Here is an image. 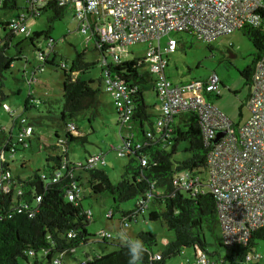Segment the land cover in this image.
Returning <instances> with one entry per match:
<instances>
[{
  "label": "trees",
  "instance_id": "obj_1",
  "mask_svg": "<svg viewBox=\"0 0 264 264\" xmlns=\"http://www.w3.org/2000/svg\"><path fill=\"white\" fill-rule=\"evenodd\" d=\"M18 3L19 0H3L0 7L14 10L18 8ZM22 4V11L12 21L23 16L26 21L28 18L40 16L42 12L51 11V25L53 20L62 19L68 9L53 0L47 2L44 7L37 8L39 13L29 9L27 0H22ZM12 21L2 23L3 30L8 29L9 32L0 40V106L5 103L7 97L4 91L5 73L15 61L24 59L23 78L26 84L33 82L34 76L45 64L62 70L63 102L59 119L65 127V138L55 132L56 142L50 145V148L62 150L60 154H49L45 159L46 167L43 171H33L28 176L20 177L12 173L7 160L11 156L6 153L7 146L14 143V131L7 132L0 127V152L5 153V161L0 160V172H11L7 192L0 191V264H20L19 259L28 263L30 258H33L32 264H54L55 259L59 260L58 264H63L61 255L81 243L89 242L90 238L95 236L89 234L86 228L93 213L90 208L83 206L81 193L108 196L111 208L107 217L113 219L119 212L118 222L124 234V229L132 222L138 223L141 219L146 221V215L149 221H160L174 232V239L168 242L156 257L152 251L156 245V236L149 231L140 230L134 239L141 240L146 250L141 264H166L168 259L180 255L186 248L193 250L192 258L187 261H192L194 255L201 251L213 259L223 260V264H255L244 262V258L246 255L254 256L259 242H264V227L253 230L246 245L229 246L224 243L222 236L221 240L217 237V203L207 187L209 147L204 142L199 111L195 108L183 109L172 116L167 127L158 129L156 121L160 115L162 101L155 76L149 67L146 68L147 64L140 57L108 65L107 68L100 65L102 75L98 79V86H94L93 79L82 78L83 74L95 66V62L85 61L84 52L77 53L67 66L63 61L55 60L57 56L51 42L48 44V52L35 45L41 36L44 40L50 38V25L44 30L30 31L29 35H25L42 63L37 69L30 71L27 69L28 59L21 47L15 45L14 53H9L13 35L22 33L11 28ZM241 31L256 51L251 65L240 72L251 90L255 66L264 52V26L245 25ZM96 41L97 37L94 36L93 49L101 54L106 53L107 47H100ZM105 69L125 84L132 112L129 121L122 124L116 111L115 122L121 132L120 139L123 141L128 135L127 140L132 144L129 154L126 155L127 162L123 166V173L116 183H113L100 167L88 168L87 158L78 164L71 162L67 152L69 143L86 141L85 136L77 132L76 126L75 130H70L68 124H72V119L85 111H90L89 122L95 118L100 106L99 91ZM148 91L155 95L156 103H147L145 94ZM19 115L25 117L32 127V137L35 136L40 141L35 126L40 124V116L44 115L39 114L31 119ZM15 122V119L12 120V125H15ZM138 142L141 143L140 148L135 146ZM16 150L20 148L17 147ZM115 150L117 153V149ZM178 153L186 155L178 158ZM142 159L146 160V165H142ZM186 173L196 178L198 191L183 189L182 179ZM69 192L74 193L73 201L68 200ZM129 200H134V205L130 209H121L122 203ZM88 210L91 212L89 216ZM103 234L105 239L112 238L109 232H101L98 236ZM207 235H210L214 242L207 243ZM125 237L133 239L127 234ZM216 245L225 249L224 256L217 250L212 253L208 251L209 246ZM128 260V250L123 242L109 254H87L81 264H128ZM259 263L264 264V259Z\"/></svg>",
  "mask_w": 264,
  "mask_h": 264
},
{
  "label": "built area",
  "instance_id": "obj_2",
  "mask_svg": "<svg viewBox=\"0 0 264 264\" xmlns=\"http://www.w3.org/2000/svg\"><path fill=\"white\" fill-rule=\"evenodd\" d=\"M51 0H27L34 12ZM58 5L77 9L82 33L90 31L97 37L102 53L101 67L119 64L122 60L115 52L127 45L147 42L148 47L140 57L155 76L156 87L162 101L156 121L158 129L168 126L172 116L186 108H195L201 118L202 134L208 151L209 182L207 187L217 203L218 222L226 245H246L251 232L264 227V52L255 66L253 84L247 99L249 117L242 125L234 123L205 96L220 93L221 79L213 71L204 79L188 83H172L166 76L168 55L177 48L173 32H187L197 39L211 42L217 37L242 29L245 25L264 26V0H53ZM3 0H0V6ZM39 13V12H38ZM16 32L30 34L24 16L12 21ZM165 38L164 43L162 39ZM164 44V47H163ZM106 56L112 59L109 63ZM40 70H43L40 67ZM104 90L113 96L115 111L122 124L131 117L130 97L125 84L113 77L109 70L103 72ZM188 94V96L186 95ZM3 108L16 120L14 143L7 146L10 156L16 148H27L33 129L25 117L15 114L7 104ZM1 127V125H0ZM70 130L75 125L68 124ZM224 132L215 141L218 134ZM126 139L117 149L119 157H126L132 144ZM150 136V133L147 134ZM61 141V140H60ZM136 148L141 147L137 143ZM5 161V153L0 152ZM105 163L100 154L87 158L86 166L92 168ZM142 165L146 160L142 159ZM11 172H0V191L7 192ZM182 187L198 191L196 178L184 175ZM189 179V180H188ZM56 180V178L54 179ZM75 199L68 193V200ZM91 214L90 210L87 215ZM264 255H246L244 262L260 264ZM59 260L55 259L54 264ZM206 253L198 251L186 264H223Z\"/></svg>",
  "mask_w": 264,
  "mask_h": 264
},
{
  "label": "rangeland",
  "instance_id": "obj_3",
  "mask_svg": "<svg viewBox=\"0 0 264 264\" xmlns=\"http://www.w3.org/2000/svg\"><path fill=\"white\" fill-rule=\"evenodd\" d=\"M21 7H23L22 0H19L18 8L14 10L0 7V40H3L9 32L8 29L3 30L2 23L14 20L13 18L22 11ZM76 10L68 7L62 19L53 20L51 25L49 24L52 16L51 11L42 12L38 17L28 18L25 24L31 32L41 31L47 28L48 25L51 26L50 38L44 40V37L41 36L35 45L48 52V44L51 42L57 56L56 61H63L69 66L77 53L84 52L85 61L95 62V66L83 74L82 78L85 80L93 79L95 81L93 85L98 86V79L102 75L100 62L103 57L99 51L93 49L95 42L90 35V31L87 34L82 33L79 27V19L75 16ZM25 35V33L13 35L9 53H14L15 45L21 47L24 56L28 59L27 69L32 71L42 63L37 58V51ZM171 35L177 40V48L168 55L167 78L175 84L188 83L192 80L204 79L215 71L222 81L220 93L219 95H207L205 99H210L234 124L242 125L249 117L246 100L250 93V87L245 84L240 72L253 62L256 51L251 42L240 29L221 35L211 42L197 39L187 32H173ZM164 41L165 38L162 39V43ZM147 47V42H138L116 49L115 52L124 61L142 57ZM106 58L109 63L112 62L109 56H106ZM24 65V59L15 61L8 72L5 73L4 91L7 97L4 102L17 115L21 114L30 119L39 114L44 116H40V124L38 123L35 126L36 132L41 138L40 141L33 136L28 148H20L14 155L7 158L12 173L20 177L28 176L33 171H43L46 167V157L49 154H60L62 150L50 148V145L56 142L55 132L65 138V127L59 119L63 102L61 97L63 71L45 64L43 70L36 73L34 77L37 78V82H33L32 91L33 97L39 102L37 105H30L29 98H27L28 86L23 78ZM146 68H148V65H146ZM186 95L188 96V94ZM145 99L150 105L156 103V97L152 92H146ZM25 100H27V108H25ZM99 100L100 106L92 121H88L90 111H85L72 119L77 132L85 136L86 141L69 143L67 148L68 158L71 162L78 164L84 162L89 154H104L105 163L98 165V167L107 173L113 183H116L123 173V166L127 162V158L119 157L115 150L121 145V132L115 122L116 112L113 96L104 90L103 82L100 84ZM48 110L50 111L48 112ZM0 125L7 132L14 131L15 135L10 114L3 106H0ZM185 155L178 153L177 157L182 158ZM82 195L83 206L90 208L93 213L92 220L86 227L87 232L95 236L90 238L89 242L81 243L75 249L61 255L63 264H81L86 259L87 254H109L124 242L125 234L134 239L140 230L149 231L156 236V245L152 250L156 257L164 250L165 245L174 239L173 231L169 230L160 221H149L147 215L146 221L141 219L138 223L132 222L129 227L124 229V234L120 230L121 227L118 222L120 213H116L113 219L107 217V212L111 208V200L108 196H95L92 194L90 196L88 193H81ZM134 203V200L126 201L122 203L121 209H130ZM101 232H109L112 238L105 239L104 234L98 236ZM216 234L221 240L220 225L217 227ZM206 239L209 244L214 242L210 235H207ZM215 250L221 256H224L225 249L223 247L217 245L208 247L210 253ZM192 251L191 248H186L180 255L168 259L166 264H185L187 259L192 258ZM255 251L256 254L264 255L263 241L259 242ZM32 262L33 258H30L28 263L19 259L20 264H32Z\"/></svg>",
  "mask_w": 264,
  "mask_h": 264
},
{
  "label": "clouds",
  "instance_id": "obj_4",
  "mask_svg": "<svg viewBox=\"0 0 264 264\" xmlns=\"http://www.w3.org/2000/svg\"><path fill=\"white\" fill-rule=\"evenodd\" d=\"M27 98L30 99V96L28 95ZM124 246L128 250V256H129L128 264H140V262L143 260V256L146 251L143 242L139 239L125 238Z\"/></svg>",
  "mask_w": 264,
  "mask_h": 264
},
{
  "label": "crops",
  "instance_id": "obj_5",
  "mask_svg": "<svg viewBox=\"0 0 264 264\" xmlns=\"http://www.w3.org/2000/svg\"><path fill=\"white\" fill-rule=\"evenodd\" d=\"M33 82H37V78H34ZM33 82L32 83H28L27 86H28V91H27V96L30 95V99H29V103L30 105L31 104H35L37 105V103L39 102V100H37L36 98L33 97V91H32V85H33ZM222 82V81H221ZM219 95V94H218ZM207 101H210V99H207ZM27 102V100H25V103ZM213 103V102H212ZM214 104V103H213ZM116 112V111H115ZM11 117V116H10ZM12 119V118H11ZM13 120V119H12ZM14 127V125H12V128Z\"/></svg>",
  "mask_w": 264,
  "mask_h": 264
},
{
  "label": "water",
  "instance_id": "obj_6",
  "mask_svg": "<svg viewBox=\"0 0 264 264\" xmlns=\"http://www.w3.org/2000/svg\"><path fill=\"white\" fill-rule=\"evenodd\" d=\"M223 134H224V132L219 133L218 136H217V138L215 139V141L218 140V138H219L220 136H222ZM194 256H195V255H194Z\"/></svg>",
  "mask_w": 264,
  "mask_h": 264
}]
</instances>
